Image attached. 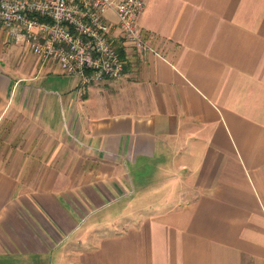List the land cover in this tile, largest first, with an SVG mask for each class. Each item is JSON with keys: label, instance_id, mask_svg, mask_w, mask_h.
<instances>
[{"label": "crops", "instance_id": "1", "mask_svg": "<svg viewBox=\"0 0 264 264\" xmlns=\"http://www.w3.org/2000/svg\"><path fill=\"white\" fill-rule=\"evenodd\" d=\"M137 25L87 84L0 26V264H264V0Z\"/></svg>", "mask_w": 264, "mask_h": 264}, {"label": "built area", "instance_id": "2", "mask_svg": "<svg viewBox=\"0 0 264 264\" xmlns=\"http://www.w3.org/2000/svg\"><path fill=\"white\" fill-rule=\"evenodd\" d=\"M146 0H0V26L45 63L87 84L118 78L124 59L112 42L115 27L140 50H151L137 17ZM113 14L117 21L110 19Z\"/></svg>", "mask_w": 264, "mask_h": 264}, {"label": "trees", "instance_id": "3", "mask_svg": "<svg viewBox=\"0 0 264 264\" xmlns=\"http://www.w3.org/2000/svg\"><path fill=\"white\" fill-rule=\"evenodd\" d=\"M120 55H121V57H122V53H121V51H120Z\"/></svg>", "mask_w": 264, "mask_h": 264}]
</instances>
